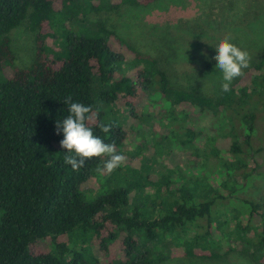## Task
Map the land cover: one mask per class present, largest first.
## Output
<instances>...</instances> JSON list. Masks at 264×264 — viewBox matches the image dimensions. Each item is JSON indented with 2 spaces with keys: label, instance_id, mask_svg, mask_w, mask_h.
I'll list each match as a JSON object with an SVG mask.
<instances>
[{
  "label": "trees",
  "instance_id": "trees-1",
  "mask_svg": "<svg viewBox=\"0 0 264 264\" xmlns=\"http://www.w3.org/2000/svg\"><path fill=\"white\" fill-rule=\"evenodd\" d=\"M98 1L0 0V264H216L232 256L264 264V197L248 187L251 178L264 186V46L230 91L201 80L203 73L199 84L197 78L176 84L161 65L165 39L140 49L86 17L123 2L166 0ZM25 23L36 50L20 65L11 33ZM56 36L65 38L62 57L48 50V38ZM207 70L222 78L218 69ZM69 95L92 107L94 134L124 156L122 116L147 120L160 113L181 121V146L216 166L214 177L174 187L165 176L122 180V166L113 171L117 177L97 172L107 157L74 171L64 162L63 133L56 134V122L69 115ZM100 123L113 128L104 133ZM171 124L165 139L178 135ZM92 177L98 191L89 187ZM145 182L153 193L144 192ZM169 237L167 253L155 244Z\"/></svg>",
  "mask_w": 264,
  "mask_h": 264
},
{
  "label": "rangeland",
  "instance_id": "rangeland-1",
  "mask_svg": "<svg viewBox=\"0 0 264 264\" xmlns=\"http://www.w3.org/2000/svg\"><path fill=\"white\" fill-rule=\"evenodd\" d=\"M98 3V0H93ZM90 21H104L106 25L125 36L140 49H152L149 41L165 39L167 53L161 60V65L170 73V78L176 84L187 85L199 75L216 89L221 84L219 74L213 76L206 66L215 67V47L226 36H231V42L241 49L247 50L251 58L255 57L264 46V0H170L153 3L148 6H135L130 2H123L117 8H103L100 11H90L86 16ZM12 47L20 65L28 64L36 50L34 35L26 23L11 33ZM60 36L48 38V50L55 56L67 54L65 38ZM202 53H206L204 55ZM9 68L3 73L8 76ZM173 77V78H172ZM122 116L124 112L120 106H113ZM156 113L147 120L137 118H123V124L128 130V138L124 148L125 163L120 168L122 180L136 178V175L159 179L167 177L173 187L190 182L192 177H214L216 166L205 165L204 157L193 155L191 149L182 147L181 141L185 132L184 125L178 120L169 122L163 114ZM165 125H164V123ZM176 126L178 135L171 140L170 125ZM264 123V120L262 121ZM172 141V142H171ZM264 142V135L260 144ZM172 143V144H171ZM200 148L206 144L201 142ZM264 163V156L259 158ZM213 162V161H212ZM204 163V164H203ZM131 169L133 171H131ZM133 174L135 176H133ZM106 176L117 177L113 172ZM134 178V179H135ZM135 180H141L135 179ZM160 180V179H159ZM261 178H251L249 190L256 197H264V186ZM98 177H92L90 189L98 191ZM144 192L153 193L155 186L144 183ZM177 191V190H175ZM136 192H131V198ZM1 215V212H0ZM154 245V243H153ZM167 253H170L172 238L166 243H156ZM100 257V256H99ZM103 260V257H100ZM207 264V263H202ZM215 264V263H213ZM216 264H244L238 257Z\"/></svg>",
  "mask_w": 264,
  "mask_h": 264
},
{
  "label": "clouds",
  "instance_id": "clouds-1",
  "mask_svg": "<svg viewBox=\"0 0 264 264\" xmlns=\"http://www.w3.org/2000/svg\"><path fill=\"white\" fill-rule=\"evenodd\" d=\"M231 40V36L226 35L215 47V67L222 73L221 90L225 92L231 90L234 79L244 75V70L251 61L250 53ZM64 102L68 106L69 115L56 122V134L63 133L60 145L68 153L64 157L65 164L71 165L74 171H79L93 158L107 157L103 168L96 169L101 175L105 172L111 174L121 167L126 157L117 152L114 143H106L103 138L94 134L93 122L97 119V114L92 107L73 102L71 95L65 97ZM99 128L102 132L109 133L113 124L100 123Z\"/></svg>",
  "mask_w": 264,
  "mask_h": 264
}]
</instances>
